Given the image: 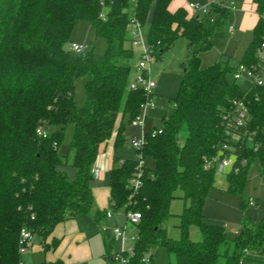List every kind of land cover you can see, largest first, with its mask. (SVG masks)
Here are the masks:
<instances>
[{"label":"trees","instance_id":"1","mask_svg":"<svg viewBox=\"0 0 264 264\" xmlns=\"http://www.w3.org/2000/svg\"><path fill=\"white\" fill-rule=\"evenodd\" d=\"M171 1L108 0L104 8L101 0H0V264H27L25 256L33 244L27 253L20 251L23 228L48 252L61 242L52 236L59 223L80 214H93L99 223L108 210L141 213L129 264H152L154 246L173 253L176 264H264V220L246 216L241 232L231 238L224 226L208 223L204 214L216 180V166L209 164L214 156L236 158L227 174L232 193L243 195L253 162L258 161L264 173V87L251 83L241 88L230 80L235 68L226 61L201 65V54L213 46L232 11L225 1L212 5L214 21L190 15L184 7L171 11ZM132 2L143 26L156 3L148 34L155 59L179 36L188 40V51L175 111L164 118L160 132H146L142 152L154 160V168L145 167L143 183L134 189L130 180L137 158L114 163L109 206L98 209L92 169L108 140L114 136L115 147L127 141L124 122L118 124L123 103L131 122L148 98L143 88H130ZM252 2L259 18L241 61L245 64L256 62L264 39V0ZM78 20L88 21L96 35L107 40L104 56L68 47ZM82 75L90 79L86 104L79 107L75 80ZM239 102L247 109L243 123L237 119ZM70 123L75 126V177L60 168L65 159L59 146ZM40 125L50 132L48 137L37 133ZM177 190L185 206L179 214L181 236L175 239L166 223ZM192 225L200 227L201 240L190 237ZM120 252L106 243V259Z\"/></svg>","mask_w":264,"mask_h":264},{"label":"rangeland","instance_id":"2","mask_svg":"<svg viewBox=\"0 0 264 264\" xmlns=\"http://www.w3.org/2000/svg\"><path fill=\"white\" fill-rule=\"evenodd\" d=\"M192 1L194 3H199L201 6L206 5L211 8L214 3H219L222 0ZM155 2L150 9L145 25L142 28L143 39L147 47H149L148 34L155 11ZM225 2H228V0H225ZM248 4H250V0H237L236 9H232L227 21L220 29H218L213 40V46L201 54V65L203 67H207L219 60H223L228 62L231 67L236 68L242 61L247 47L251 44L254 38V31L253 28L249 26L248 19L249 15L254 14L255 11L253 10L251 12L246 9ZM243 5H246V7L244 8ZM198 14H201V12L199 11ZM130 15L131 17L136 15V4L134 2H132L130 7ZM231 26H234L233 30H230ZM132 29L133 25L130 23L128 29V37L130 39L133 37L131 34ZM74 42L84 45L87 51L93 50L98 57L104 56L107 50V40L104 37L97 36L93 27L86 20H78L75 23L68 47L71 48V44ZM187 44L188 40L183 36H179L171 48L165 50L160 57L156 58L151 63L150 77L156 82V86L152 90L155 106L148 111L144 128L135 126L130 122L129 116L124 114L125 102L123 103L119 119H122L125 124L124 134L126 138L130 139L134 136H141L149 130L160 129L164 124V118L172 115L175 111L174 100L178 95L183 78V72L185 69L183 63L186 61L188 51ZM127 45L131 46L134 51V58L132 61L133 79L144 46L142 44L132 45L130 41H128ZM229 78L232 81H236L241 88H246L251 83V80L246 75L235 79L234 73L231 72ZM89 79V75H82L75 80V100L79 107H83L86 104V84ZM262 79L264 81V75L262 76ZM74 130V123L67 125L64 139L59 146V152L64 155L65 159L60 168L70 177H75L77 174V169L73 165L74 151L71 149ZM136 157V150L131 146L129 140L125 141L118 147H115L113 141H111L108 149L105 152H101L102 163L105 162V166L102 168L105 169L106 165L108 167L111 163L118 164L126 159H134ZM235 159L234 156H230V165L226 166L222 171H220L221 162H217L215 184L210 190L204 205L205 220L208 223L224 226L226 232L231 238L237 236L238 233L241 232L243 219L246 216L258 222L264 220V173L260 172L258 161L253 162L250 166L249 176L243 195L232 193L227 189V174L233 168ZM145 166L152 170L154 168V160L146 157ZM94 181V184L98 186L97 188L99 190L98 203L103 205V207H108V173L106 172L103 180L101 179L98 181V179H94ZM181 195L182 191L177 190L176 197L171 203L173 215L166 223L168 234L175 239H178L181 236V231L178 227L180 222L179 214L183 211L185 206V200ZM250 198L254 199L256 204L244 205L245 201H249ZM85 218H89V220L92 219L90 216ZM99 221H103L104 223L106 221L107 225L104 224L108 227L106 232L102 231L103 224L98 225L95 221L89 223L88 221L85 222L88 227L87 229L89 230V239L92 243L94 257L85 260L80 264H117L114 260H107L103 257L106 251L105 242L110 244V248L113 252L120 251L123 249L122 242L120 239L112 238V228L119 225L120 227L127 226L129 230L133 229V225L128 220L127 214L124 210L114 212L113 217L111 218H106L104 215ZM189 234L194 241L202 239L201 229L197 225H192L190 227ZM34 243H36L35 239L32 244L34 245ZM130 243L131 242L128 240L127 244ZM62 248L61 251L67 249L66 245L64 249ZM152 254V264H176L175 255L169 253L163 246H154ZM261 258L264 260V254L261 255ZM55 259L56 256L54 252H43L35 249L25 256L27 264H48ZM246 264L258 263L253 261L246 262Z\"/></svg>","mask_w":264,"mask_h":264},{"label":"built area","instance_id":"3","mask_svg":"<svg viewBox=\"0 0 264 264\" xmlns=\"http://www.w3.org/2000/svg\"><path fill=\"white\" fill-rule=\"evenodd\" d=\"M136 0H134L135 2ZM108 0H101V3L104 8H107ZM227 6H229L231 9H236V0H228V2L225 3ZM189 7L195 11V12H201L203 15H207L210 17L211 21H214V16L212 15V9L208 6L204 5L201 6L198 3H189ZM101 16H105V11L101 13ZM131 24L133 25L132 29V38L130 39V42L132 45H140L142 44L144 46V50L141 53L140 60L137 63L136 66V74L133 76V79L130 82V88L131 89H138L143 88L145 92L148 95L147 100L142 103L141 105V111L140 113L131 121L132 124L135 126L144 127L146 124L147 119V113L150 109H153L155 106L153 96H152V90L156 86V82L151 79L150 77V67L153 60H155L154 55L152 53V50L150 47H147L146 43L143 39L142 34V23L134 16L131 17ZM234 26L230 27V30H233ZM71 49L77 53H85L87 51L86 47L84 45L78 44V43H72ZM235 79H238L242 77L243 75H246L250 80L251 83L263 86L264 87V81L262 79V76L264 75V39L261 42L260 46L257 50V60L253 64H245L240 62L239 65L235 68L233 71ZM250 83V84H251ZM237 119L239 123L245 122V118L247 116V109L246 106L242 103H238V110H237ZM161 129L153 130L152 135H155L157 132H160ZM37 133L41 135L42 137H48L50 135V132H48L42 125L38 126ZM131 146L135 148L137 153V164H136V171L134 175L131 178V185L134 189H138L142 183H143V175H144V169H145V157L142 152V148L146 142V132L141 136H134L130 138L129 140ZM226 147V146H225ZM221 162L220 165V171H222L226 166L230 165L229 157L225 156L223 158H219V156H214L209 164L212 166H216L217 162ZM102 172V169L96 165L92 169V173L94 176V179H98L100 174ZM250 205H255L256 202L254 199H249ZM113 211L108 210L107 211V217H113ZM128 220L132 223L133 229L129 230L127 226L120 227L119 225H116L112 228V238L113 239H120L123 245V249L120 250V253H117L114 255L113 260L117 264H129L130 256H132L135 252V241L138 238L137 233L134 230L135 224L139 222L141 219V213L137 211H129L126 213ZM108 229L107 226H102V231L106 232ZM34 240V235L26 228H23L21 230V241L20 244L22 245L20 248V251L22 253H27L29 250V247L32 245ZM128 240L131 242L130 244H127ZM147 262L151 261V258L147 256L145 258Z\"/></svg>","mask_w":264,"mask_h":264},{"label":"crops","instance_id":"4","mask_svg":"<svg viewBox=\"0 0 264 264\" xmlns=\"http://www.w3.org/2000/svg\"><path fill=\"white\" fill-rule=\"evenodd\" d=\"M222 1H225V0H222ZM191 2H193V1L192 0H172L170 5H169V8H170L171 11H175V10H177L180 7H184V8L187 9V11H188V13L190 15L198 14V12L193 11L189 7V3H191ZM221 2H219V3H221ZM236 4H237V0H236ZM249 5H250V7H249ZM243 6H244V8L246 7V5H243ZM247 7H246V9H248L249 11H251V12L253 10L255 11L254 14H250L249 15V19H248L249 26L254 28L255 24L258 21L259 15H258V13L255 10V5L253 4L252 0H250V4H248ZM131 80H132V78H131ZM121 121H123V120L119 119L118 120V124ZM114 140L115 139H114V136H113L104 145V147L102 148L101 152H103V151L105 152L108 149V147H109V143L111 141H113V143H114ZM127 140H130V139L127 138ZM96 164L102 169V172H101V174H100V176L98 178V181H100L101 179L103 180L105 178L106 172L109 175V187H108L109 194H107V196H108V206H109V203H110V201H109V198H110V168H111V166L114 163H111V165L109 164L108 167L106 165L105 169L102 168V167L105 166V162L102 163L101 153H100V155L98 156ZM94 182L95 181L93 180L91 184H92V187H93V190H94V194H95V197H96L97 208L98 209H105L107 207H103V205L98 203L99 202L98 201L99 200V194H98L99 190L97 188L98 186H96L94 184ZM87 216H90L92 219L90 218L91 220H89V218H85ZM106 218H109V217H106ZM87 221H88V223L91 222V221H95L94 215L93 214H80V215H78V216H76L74 218H70V219H68V220H66L64 222L59 223L56 226L52 236L60 238L61 242H60L59 246L55 250L48 251V252H54L55 256H56V259L53 260V261H50V262L59 261L62 264H80L81 262H83L85 260H88V259H92L94 257V253H93V249H92V243H91V241L89 239V230L87 229L88 227H87V224L85 223ZM102 222L99 221V223H96V221H95V223L98 224V225H100V224H103V226L107 225L106 221H105V223L104 222L102 223ZM65 245H66L67 249L64 250V251H61V248L63 247L62 249H64ZM67 245H69V246H67ZM105 245H106V242H105ZM34 249L35 250H39V251H43L41 245L39 243H37V242L34 243L31 252ZM105 254H106V251H105ZM104 255H103V257L105 258Z\"/></svg>","mask_w":264,"mask_h":264}]
</instances>
